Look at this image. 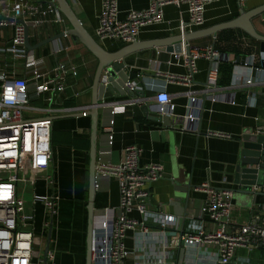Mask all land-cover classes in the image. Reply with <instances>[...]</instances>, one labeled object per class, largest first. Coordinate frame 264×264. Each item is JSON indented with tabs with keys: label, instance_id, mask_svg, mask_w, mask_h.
Masks as SVG:
<instances>
[{
	"label": "crops",
	"instance_id": "obj_1",
	"mask_svg": "<svg viewBox=\"0 0 264 264\" xmlns=\"http://www.w3.org/2000/svg\"><path fill=\"white\" fill-rule=\"evenodd\" d=\"M35 1L46 8L53 0ZM68 2L84 28L107 52H116L132 43L100 39L97 36L96 28L102 0H68ZM149 3L150 0H119L120 18H124L130 9H144ZM262 5L264 0H245L241 4L238 0H220L210 5L205 15L206 23L191 31H202L190 40L191 43L200 48L214 46L229 55L233 62L244 59L247 54L254 51H257L260 57L262 54L260 42L242 28L227 27L220 29L216 34H209V31L213 26L237 19L243 10L248 11ZM164 12L166 22L145 27L136 42L148 44L164 39L167 41L180 35L178 30L180 18L188 20V14L186 12L181 14L180 10L173 5H167ZM49 17L51 15H48ZM65 19V23L42 22L29 25L30 43L33 45L40 43L69 29L71 25L66 17ZM252 24L258 33L264 35V13L255 16ZM12 32V27H0V47L10 40ZM250 42L256 47H250ZM172 44L158 48L161 51L158 52L154 69L150 67L152 60L149 53L152 50H140L129 56L132 59L131 63H135L137 67H127L125 70L131 75V80L142 87L144 93L135 97L113 98L108 100L109 104L105 109L99 108L96 160L104 139L103 125H106L113 116L112 162H120L124 156V148L135 144L143 149L140 157L141 165L154 162L163 164L164 177L152 186L150 209L176 216V225L171 228L176 231V234L173 237L170 235V241L174 245L171 253L179 264V253L176 247L182 234L184 235L188 230L190 218L187 217L188 214L185 217L175 214L174 207L170 205V200L175 196L172 182L179 180L181 186L192 184L188 203L185 199L186 194L182 201L183 204L185 201L188 204L187 213L190 211L199 213L203 204L202 200L206 197L205 193L196 191L195 186L210 181L217 188L236 187L233 183V174L238 161L242 136L246 133L253 134L258 126L264 123V76H258L249 86L240 87L239 84L234 83L236 79L233 70L232 74L222 76V80L229 82L228 84L222 86L218 82L219 89H208L206 93L211 63L209 60L200 59L199 70L191 84L181 80L168 83L165 76H157L158 71L167 74L188 72L187 68L175 63L173 53L178 44ZM55 45H62L66 50L60 54H54ZM33 53L36 57H44L48 68H52L60 60L70 59L77 69L76 74L67 75L66 88L55 97L54 111L50 113L53 126V151L48 174L54 175L55 184L48 186L41 174L36 183V193L46 194L55 190L61 195L50 243V248L55 250L54 264H84L85 214L88 203L84 196L90 179L92 133V115L89 108L92 106V86L100 61L72 35L61 37L55 44H44L33 50ZM2 59L3 56L0 58V63H3ZM12 64L10 63L8 68L10 75L14 78L22 77V63H16L17 68H14ZM258 64L262 65L264 61L259 60ZM240 72L241 79L248 77L246 68H241ZM150 85L158 87L157 90H151ZM164 86L172 95L175 104L173 114L179 118V123L173 128L153 120L143 109L149 107L150 110L157 112L154 96ZM214 93L226 94L233 102H213L211 95ZM47 96L48 94H43L39 97L32 93V105L49 106ZM117 106H125V110L112 115L111 110ZM84 111L88 112L87 115H83ZM214 132L227 133L232 135V138L212 135L211 133ZM257 191L264 193V187L258 186ZM233 200L230 230L237 231L239 227L254 220L264 226V213L259 212L254 206L256 202L264 203V194L255 196L254 202H252L253 195H243L240 201L236 197ZM31 203L34 215L35 248L36 235L42 236L47 243L50 227H45L47 216L44 214L43 204L34 200ZM118 203L119 189L116 181L104 180L102 189L96 193L95 209L100 218L104 210L108 208L111 227ZM198 221L202 220L198 219ZM204 224L207 229L214 228L209 220H205ZM98 227H101L100 220ZM132 234L130 232V235ZM106 238L109 239L110 234L105 236L102 230L97 229L96 257L93 264H101L106 249ZM127 244L134 252V239L129 238ZM206 250L214 251L215 247L208 245L207 248L203 247L201 252ZM187 257L186 255L184 264H187ZM131 261L132 258L129 259V263ZM229 264H264V246H257L252 251L238 248Z\"/></svg>",
	"mask_w": 264,
	"mask_h": 264
},
{
	"label": "built area",
	"instance_id": "obj_2",
	"mask_svg": "<svg viewBox=\"0 0 264 264\" xmlns=\"http://www.w3.org/2000/svg\"><path fill=\"white\" fill-rule=\"evenodd\" d=\"M218 1L220 0H150L148 7L130 9L124 18H120L119 0H102L96 34L100 39L135 42L145 27L165 23L164 8L173 5L181 14H188V20L180 18L178 26L180 35L184 37L206 23L208 7ZM238 1L241 4L245 0ZM48 15L51 17L48 18ZM0 16L7 17L0 19V27L13 29L10 40L0 47V58L3 56V63H0V264H32L35 254L34 215L26 212L27 203L21 197V192L24 187L27 189L31 186L30 190L35 193L34 201L43 204L44 214L47 216L45 227H53V220L59 212L61 195L55 190L38 194L36 183L43 174L48 186L55 184L54 175L48 174L53 151L50 113L54 111L55 97L66 88L67 75L76 74L77 69L70 59L60 60L52 68H48L44 57H36L33 50L26 47V28L18 22L23 20L28 27L42 22L65 23V16L56 0L49 2L46 8L35 0H0ZM57 41L59 39L52 43ZM250 47L256 46L250 42ZM65 50L62 45L53 47L54 54ZM258 56L257 51H254L244 59L234 62L235 84L240 87L249 86L258 76H264L263 64H258L259 60L264 61V53ZM173 57L175 63L187 68L188 72L167 74L158 71L157 76H165L168 83L181 80L191 84L199 70L198 61L209 60L211 65L206 93L208 89H219L221 60L233 61L229 55L214 46L200 48L190 40L178 44ZM18 62L22 63L23 75L14 78L8 68L10 63L17 68ZM241 68L248 70V77L241 79ZM126 85L131 89L142 88L134 80H130ZM150 88L157 90L158 87ZM32 93L39 97L48 94L49 106H33ZM154 100L159 113H173L175 104L166 86L157 91ZM211 101L233 102L223 93L212 94ZM124 110L125 106H117L111 113L114 115ZM87 113L84 111L83 115ZM113 125V116L103 125L104 139L96 160L95 187L96 191H99L104 180L114 179L119 189V203L115 207L112 227L109 224L108 208L100 218L95 209L92 264L96 257L97 229L102 230L105 236L110 234V238L105 239L106 249L101 264H177L171 253L174 245L170 241V235L173 237L176 234V231L171 229L176 225V216L150 209L152 186L164 177L165 168L159 162L141 165L143 149L135 144L124 148V156L120 162H112ZM254 133H264V123L258 126ZM211 134L232 138V135L222 132ZM195 190L205 193L206 197L202 200L199 213H187L190 218L188 230L180 237L187 249V264H229L238 248L252 251L257 246H264V226L255 220L239 227L237 231L230 230L234 207L230 189L217 188L210 181H205L195 186ZM254 190L257 191L258 186L254 187ZM254 206L264 213V203L256 202ZM205 220H209L214 228L207 229ZM130 232L133 234L130 235ZM129 238L134 239V252L128 247ZM208 245H213L215 250L201 252V249L207 248ZM54 260L55 250L50 248L47 262L39 259V264H54Z\"/></svg>",
	"mask_w": 264,
	"mask_h": 264
},
{
	"label": "water",
	"instance_id": "obj_3",
	"mask_svg": "<svg viewBox=\"0 0 264 264\" xmlns=\"http://www.w3.org/2000/svg\"><path fill=\"white\" fill-rule=\"evenodd\" d=\"M56 3L60 11L65 15L69 21L71 27L66 29L57 35H54L40 43L31 44L29 40L28 26L23 20H18L19 23L25 25L26 35L25 44L28 50H35L40 46L52 43L54 40H58L64 37L65 34L72 35L73 38L80 41L85 45L100 61L94 83L92 86V106L90 109V115H92V133H91V162H90V179L88 186V222L86 233V264H92V252H93V229H94V216H95V198H96V144L98 134V117L99 108L105 109L109 104L108 100L117 97L129 96L135 97L139 94H143L144 90L140 88L131 89L126 84L131 80V75L125 70L127 67H137L135 63H131L129 56L140 50H152L149 53V57L152 60L151 68H155V62L158 58V49L162 46H168V44H180L184 40H191L198 36L201 30L187 33L184 37L182 35L176 36L167 41L161 40L154 43L142 44L138 42H132L119 49L116 52H107L96 39L84 28L78 15L72 9L68 0H56ZM264 13V5L257 8L242 11L241 15L232 21L225 22L211 27L209 34H216L220 29L227 27H239L246 31L252 38L256 39L261 44V51L264 53V35L258 33L252 24V19L255 16ZM7 18V17H1ZM12 20V19H10ZM173 45V44H172ZM177 48V47H176ZM264 66V64H263ZM145 112L153 120L161 122L168 128H173L179 123V118L173 113H159L158 111L150 110L149 107L143 108ZM179 180L172 182L174 186V198L170 200V205L174 207L175 214L185 217L187 214V199L189 197L190 188L192 184L185 186L179 185ZM233 183L236 187L230 189L233 193V198L236 197L235 193L243 195H253L254 197L263 192L254 190L256 186L264 187V134L257 135L255 133H246L242 136L241 148L238 155V161L234 169ZM186 194V201L183 204V195ZM251 202V204H252ZM250 204V205H251ZM52 239V226L49 229L47 236V243L44 250V261L47 262L48 253L50 250V243ZM179 253V264H184L187 249L184 247V241L181 238L176 247Z\"/></svg>",
	"mask_w": 264,
	"mask_h": 264
},
{
	"label": "rangeland",
	"instance_id": "obj_4",
	"mask_svg": "<svg viewBox=\"0 0 264 264\" xmlns=\"http://www.w3.org/2000/svg\"><path fill=\"white\" fill-rule=\"evenodd\" d=\"M31 188V186H30ZM236 194V199L238 201H240L242 199V196L243 194H238V193H235ZM183 196H185V193L182 194ZM21 197L26 201L27 205H26V212L28 214H33V204L31 203L34 199H35V193L33 191H31L29 188L26 189V187H24L23 189V192H21ZM72 202V201H70ZM52 219L50 218V221ZM55 220V218H54ZM53 220V222H54ZM36 242H37V245L35 247V254H34V257H33V262L32 264H39V259H44V250H45V247H46V243H45V240H43V237L42 236H38L36 235Z\"/></svg>",
	"mask_w": 264,
	"mask_h": 264
},
{
	"label": "trees",
	"instance_id": "obj_5",
	"mask_svg": "<svg viewBox=\"0 0 264 264\" xmlns=\"http://www.w3.org/2000/svg\"><path fill=\"white\" fill-rule=\"evenodd\" d=\"M222 53H224V52H222ZM234 65L235 64H234L233 61H230V60H227V59L221 60V62L219 64V79H218L219 85H222L223 86V85H226V84L229 83V82L223 81L222 80V76H223V74H232L233 73V70H234ZM87 185L89 186V183H87ZM84 199L85 200H88V188L85 191ZM87 222H88V210H87V205H86V214H85V236H84V240H85L84 264H86V233H87Z\"/></svg>",
	"mask_w": 264,
	"mask_h": 264
}]
</instances>
